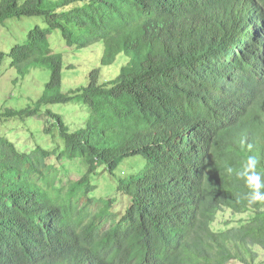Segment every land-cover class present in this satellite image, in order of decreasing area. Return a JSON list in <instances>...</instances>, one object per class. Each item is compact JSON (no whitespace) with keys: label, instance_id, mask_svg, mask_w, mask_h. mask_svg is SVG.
I'll return each mask as SVG.
<instances>
[{"label":"trees","instance_id":"obj_1","mask_svg":"<svg viewBox=\"0 0 264 264\" xmlns=\"http://www.w3.org/2000/svg\"><path fill=\"white\" fill-rule=\"evenodd\" d=\"M22 18L42 25L0 49V66L49 80L37 102L0 112V129L47 107L43 134L55 131L63 149H21L1 129L0 264H255L264 202L249 204L225 169L255 155L264 177V0H0L1 26ZM55 33L72 50L102 45V68L127 66L108 82L95 69L64 93ZM68 104L89 110L78 129L48 108ZM52 156L87 171L57 187ZM135 157L143 169L118 186L136 193L124 215L106 199L94 212L96 170ZM224 210L248 220L214 230Z\"/></svg>","mask_w":264,"mask_h":264},{"label":"rangeland","instance_id":"obj_2","mask_svg":"<svg viewBox=\"0 0 264 264\" xmlns=\"http://www.w3.org/2000/svg\"><path fill=\"white\" fill-rule=\"evenodd\" d=\"M37 24L42 25L41 18H22L21 21H7L5 23L6 27L0 25V49L8 51V47L15 41L16 36L20 33L23 36L28 31V28L33 29ZM56 37L59 38V33H55L51 39ZM59 39H57L58 43L56 47L53 45V48L56 52H60L64 56L65 68L63 70L64 81L62 89L64 93L75 91L82 85L86 86L90 73L95 69L101 70V82H108L117 77L124 70V67L127 66L128 58L120 57L115 65L102 68L100 64L103 53L102 45L98 44L87 48L72 50L66 47L61 38ZM68 67H71L70 69L72 70L67 69ZM126 70L128 71V69ZM48 80L49 74L46 70H40L38 73L31 71L29 75L21 78L15 70L8 67L7 62H4L0 66V112L2 113L8 108L21 110L28 104L37 102L41 98ZM48 108L62 114L72 129L80 128L83 119L89 114V110L80 104L62 106L49 105ZM46 109L47 107H43L42 115H37L31 123H21L19 121L20 124H18V120H10L9 123L11 124L7 123L8 125L3 127L1 125V133L6 134L8 139L21 149L22 147H26L25 149L27 150H33L37 146L44 147L46 145L51 147V151L56 147L63 149L62 141L57 138L55 131L50 137L43 134L45 129L43 127L46 120L44 111ZM144 162V159L138 157L125 159L113 174H110L108 171H103V168L95 169L96 173L92 176L91 182L97 189L90 197L96 200V203L92 206L93 211L96 212L102 208L99 200L106 199L104 201H111V210L109 213L116 217L123 216L130 206V199L136 193L129 192L125 194L124 192H119V181L120 179H126L130 175L137 174L140 169H143ZM47 164L55 169L57 179L61 181L60 184L56 183L57 187L65 185L69 181L77 182L81 180L87 171V166L79 159L58 162L56 157L52 156L47 160ZM248 217L249 213L235 214L230 210H224L219 213L216 222L213 224V229L221 230L238 226L243 221H247ZM99 222L103 223V221ZM253 250L257 253L255 264H264V251L259 247H254ZM232 264L241 263L239 261H233Z\"/></svg>","mask_w":264,"mask_h":264},{"label":"clouds","instance_id":"obj_3","mask_svg":"<svg viewBox=\"0 0 264 264\" xmlns=\"http://www.w3.org/2000/svg\"><path fill=\"white\" fill-rule=\"evenodd\" d=\"M244 143L245 142L242 140L241 145L243 146ZM248 147L250 149L251 145ZM258 164L259 160L257 156L249 155L238 169L231 166L225 169L227 174L231 175L235 173L237 178L244 180L246 187L250 189V191L245 194L249 204L264 202V177L257 171Z\"/></svg>","mask_w":264,"mask_h":264},{"label":"bare ground","instance_id":"obj_4","mask_svg":"<svg viewBox=\"0 0 264 264\" xmlns=\"http://www.w3.org/2000/svg\"><path fill=\"white\" fill-rule=\"evenodd\" d=\"M255 23H257V22H255ZM256 27H257V26H256ZM255 30H257V29H255ZM246 31H247V30H246ZM246 31H245V32H246ZM243 37H245L244 34H243ZM242 47H243V46H242ZM245 50H246V49H245ZM236 59H237V58H236ZM247 60H248V59H247Z\"/></svg>","mask_w":264,"mask_h":264}]
</instances>
